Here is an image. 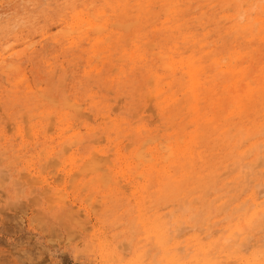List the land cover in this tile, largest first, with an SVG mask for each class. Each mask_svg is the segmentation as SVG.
I'll return each mask as SVG.
<instances>
[{"label":"rangeland","instance_id":"1","mask_svg":"<svg viewBox=\"0 0 264 264\" xmlns=\"http://www.w3.org/2000/svg\"><path fill=\"white\" fill-rule=\"evenodd\" d=\"M124 1L0 0V55L11 48H14L13 52H20L33 44L27 47L20 61L11 56L10 51L4 56L6 61L0 62V264H129L141 254L144 264H164L163 252L154 240H146L142 228L135 226L139 216L136 201L140 197L143 212L150 219L160 216L169 223L186 221L183 227L188 230L181 232V238L177 236L176 241L192 247L190 255L196 253L197 247L210 242L212 253L218 252L208 259L224 250L225 255L233 257L230 261L243 264L245 259L251 260L253 252L264 249V220L260 222L261 227L246 226L242 242L233 245L225 242L229 230L238 226L240 219L244 222L243 212L235 208L252 193L256 197L258 186L264 185V166L259 167V174L246 181L251 180L249 185L244 183V178L236 180V172L222 175L218 191H209L205 196H210L207 202L203 205L194 203L193 212L186 214L181 211L180 202L159 199L157 184L149 185L148 181L138 179L136 172L147 170L154 163H145L147 167L139 165L137 169L134 165L127 166L134 162V153L142 143L145 149H153L156 145L160 149L172 144L189 155L195 153L193 174L200 182L182 178L179 190L182 196L194 192L192 196L199 197L212 171L221 175L227 170L223 167L231 165L238 153L250 151L256 140L239 148L241 135H233L237 131L252 130L255 125L264 128L261 105H256L248 116H236L228 123L221 119L216 124L218 130L213 135H209V130L193 151L189 140L184 143L186 136L195 130L191 123L192 113L187 112V99L197 82L202 87L198 92V109L204 124L212 116L211 107L205 100V89L214 80L218 87L214 98L221 97L218 92L222 87L218 85L221 86L226 78L220 71L228 66L233 71H248L241 88L246 84L254 88L256 80L264 76V33L258 34L262 23L249 25L251 29L246 32L238 27L247 23L246 16L264 20V13H259L264 0H251L252 8L251 4L244 8L242 19L237 18L235 9H221L217 0H211L216 1L212 4H209L210 0H191L192 3L171 0L177 4L172 15L164 14V0H152L149 12L145 8L147 0H129L124 15ZM136 7L140 9L135 27L125 30L111 26L135 23ZM101 12L108 28L104 35L88 28V23L100 20ZM76 26L82 28L80 34L71 32ZM68 33L72 34L67 36ZM109 35L113 39L107 46L101 40ZM184 37L187 40H183ZM94 45H98V50L93 48ZM123 52L127 56L135 54L134 62ZM152 53L163 55V61L174 70L173 76L171 71L161 67L162 63ZM232 56L243 59L235 62L231 60ZM214 62L219 64L217 68ZM16 63L25 69L28 84L20 85L14 93L11 82L16 77L10 74L7 78L2 70ZM151 76L161 79L164 93L161 99H156L153 94L154 81L148 80ZM171 82V89H168L166 84ZM39 90L51 95L56 102L54 106L53 102L39 96ZM173 96L177 99L176 104L163 113L160 108L164 105L158 103ZM74 101L80 113L72 115L75 111L64 107L63 102ZM134 108L140 111L137 113ZM33 114L35 118L30 117ZM228 130V137L233 138L222 143L220 135ZM79 136L80 143L68 149L67 145ZM263 142L264 137H260L257 143ZM93 153L108 161L109 170L104 175L108 179L110 172L109 181L105 180L107 183L100 171L85 172L87 175L78 173ZM263 155L264 148L251 151L246 162L252 163ZM162 162L158 164V161L156 165L165 177L171 173L178 176L182 168H188L183 159L178 167L170 168L169 159H162ZM97 176L103 179L101 183L96 181ZM155 176L154 172L152 177ZM232 182L235 190L228 185ZM144 185H149L147 190H143ZM110 190L114 192L116 202L110 198ZM96 199L103 200L104 204L97 205ZM62 202H65L64 207ZM226 202L232 204L222 206ZM210 203L213 218L205 221L200 210ZM193 214L198 215L192 218ZM205 228H211L216 234L213 232L210 238H204ZM173 229H176L174 234L179 233L176 227ZM196 236H199L198 246L192 241ZM239 245L244 246L234 251ZM202 258L199 253V259Z\"/></svg>","mask_w":264,"mask_h":264},{"label":"bare ground","instance_id":"2","mask_svg":"<svg viewBox=\"0 0 264 264\" xmlns=\"http://www.w3.org/2000/svg\"><path fill=\"white\" fill-rule=\"evenodd\" d=\"M205 1H209V0H205ZM250 1L251 0H217V4L219 3L218 5L220 6L221 9L225 7L224 10H227V9L228 10H233V9H235V12H236L235 15H237V18L242 19L243 18L242 17V15H243L242 13H244V11H245L244 8L245 7H249V5L251 4ZM171 2H172L171 0H164L162 8L164 9L163 12H164L165 15H172L174 8L177 6V4H173ZM187 2L188 3H190V2L192 3L191 0H187ZM214 2H216V1H214ZM214 2H212L210 0L209 4H212ZM151 3H152V0H147V3L145 4V8L148 10V12H149V8L151 7ZM215 5L213 7H215ZM128 6H129V0H125L124 1V9H122V13L124 15L126 14V12L128 10ZM250 8H252V4L250 5ZM135 9L137 11V15L135 16V20H136L135 23L132 22V24L128 23L127 25L111 24V26L112 27H116L117 26V27H119L121 29L131 30L139 22L138 14H139V9L140 8L136 7ZM259 13H264V6H261ZM132 15L133 14L129 15V17L132 16ZM98 17H99L100 20L98 19L99 21L95 20V22L88 23V28L90 30L94 31L98 35H104V34L108 33L107 23L105 22L106 19H104V14L102 12L99 14ZM227 18L228 17H224V19H227ZM246 18H247L246 19L247 23H245L244 25L238 26L240 31L246 32L247 30L251 29L249 25H252V27H253V25H259V24L262 23L263 27L261 29L258 28V34L264 33V20L263 19H260V18L259 19H254V18H249L248 16H246ZM197 19L199 20L200 18H197ZM81 29L82 28H80V26H76L75 29L71 28V32L72 33L77 32L78 34H80ZM72 33H68L67 36H69ZM135 37L137 38V36H135ZM112 39H113V37L109 35L106 38L102 39L101 41L102 42L104 41L105 43H107V46H110L112 44ZM262 39H264V36H263ZM133 40H134V38H133ZM183 40H187V39L184 37ZM148 45L152 46V44H149V43H148ZM28 46L32 47L33 44H28ZM28 46H26L25 49L21 50L20 52H13L14 48H11L6 53L0 55V62L3 63V62L6 61L4 56L10 51L12 52V53H10V55L11 56H16L17 57L16 60L20 61L21 58L23 57V55L26 53V50L29 48ZM93 48H96L98 50V45H94ZM152 48H153V46H152ZM152 48H150V50ZM155 54L152 53V55H154L155 58L162 63L161 67H163L166 70L171 71L172 72V76H173L174 75V70H173L172 66L169 63H166V62L163 61V59H164L163 55H160V54L155 55ZM124 55L127 56L126 53H124ZM127 57L129 58L128 59L129 61L134 62L135 54H130ZM232 57L233 58L231 60L234 59L235 62H238L241 59H243L242 57L241 58L236 57V56H232ZM225 61H226V59H225ZM222 62H223V60H222ZM213 65L216 68L219 66V64L216 63V62H214ZM11 67L12 66H9V68H7V69H10ZM229 68H230V66H228L226 70L220 71V74H222L226 78V80L221 84V86L218 85L219 87H222L221 92L220 93L218 92V94L221 96L220 98H217V99L214 98V96L217 95L215 93V90H216V88H218L217 85H215L213 83L214 80L210 81L209 82V84H210L209 87L205 89V100L208 102V106L211 107L210 113H211L212 116L204 124L201 123V121H203V117H200L199 109H198L199 96H200V95H198V92H199V90L202 87H199L197 85V82H194V84H193V86L191 88V91L188 93V94H190V96L187 99L188 106H189L187 112L192 113V121H191V123L193 125H195V130H194L193 133H191L190 135L186 136V140L184 141V143H186L187 140H189L190 143L189 142L188 143H189V145H191L193 147V151H194V147H196V145L199 144L200 138H203V139L206 138V135H207L206 133L209 130H211V133L209 135H213L214 132L216 130H218V126L216 124L221 119L224 120L226 123H228L231 120H233V118H235L236 116H248L249 112L258 104L261 105L263 107V110H264V76L259 77L256 80V86L254 88L251 87L250 84H246L244 88H241L240 87V86H242L241 83L247 79L248 71L247 72L245 70L233 71V70H230ZM7 69H3L2 72L4 73L5 76H7V78H8V75H10V74H12V75H14L16 77V79L13 82H11V86L14 89L13 92L17 93V88L20 85L28 84L27 74L24 71L25 69L22 68L20 63L14 64L12 69H10V70H7ZM149 79L153 80L154 84H155V90H154L153 94L155 95L156 99H161V97L164 94L161 91V87H162L161 86L162 85L161 84V79L159 77H154V76L149 77L148 80ZM167 79H169V78H167ZM166 86H167L168 89H171L172 82L171 83H167ZM59 87H60V85H59ZM38 93H39V96L41 98H43L45 100H50V103L53 102L52 104L54 106V104L56 102L54 103L55 100L52 99L51 95H49V94L46 95V94L42 93L40 90L38 91ZM174 97L175 96H173L169 100L167 99L165 101H160L158 103V105H160V106L164 105L162 108H160L163 113L166 112V110H171L170 108L173 105L176 104L177 99H175ZM148 100H149V97H148ZM134 101H135V99H134ZM11 102H13V100ZM117 102H118V100H117ZM63 104H64V107H66L68 109H72L73 111H75V112H73L72 115H74V113H76V112H79L78 111L79 107H78L77 102H75V101L73 103H64L63 102ZM136 109H138V108H136ZM228 109H231V110L229 112H227ZM139 111H137V113ZM75 115L77 116V114H75ZM30 117L31 118H35L36 116L33 114ZM46 118L49 119L50 117L47 116ZM51 120H52V118H51ZM183 126H185V125H183ZM31 131L33 132V129H31ZM228 132H229V130L227 132L226 131H222V133L220 135V138H219V140L222 141V143H228L229 139H232L233 136L235 137V136L241 135L239 140H238L239 148L242 147L246 142L251 141V140H256V142L252 144V146L250 147V151H248V153H250L251 151L252 152H254V151L256 152V150H258L260 148H264V142L263 143H257L258 139L260 137H264V128H261V125L260 126L255 125L254 129H252V130L249 129L248 131H245V132L237 131V134L233 135L232 137H228V134H227ZM216 137H218V136H216ZM80 140H81V136L76 138L73 142L69 143L67 145L68 149H72L73 147L78 145L80 143ZM146 143H145V145H146ZM143 144L144 143H142L141 146L135 151V153H134V162L131 163L130 165L128 164L127 166L130 168L131 165H134V169H137L136 167L139 166V165L142 166V167H147L148 165H150L149 163H154L147 170H143L142 169V171H140V172L137 171L136 174L138 176V179L142 178L146 182L148 181L150 183L149 185L157 184L158 188H159L158 192L160 194V196H159L160 198L159 199L160 200H164V201L173 199L175 201L180 202L179 205L180 204L182 205L181 211L183 212V214L192 213L193 212V208L192 207H193L194 203H196V202H199V204H201V205L205 204L207 202V199L210 197V196L205 197L206 194H209L208 193L209 191H213V192H217L218 191L217 187H218L219 181H220L219 178L222 175H230L232 172H236V173H238V176H237L236 180L244 178L245 179L244 183H245L247 180L250 179V177L260 173L261 170H258L260 166H264V155L262 157L259 156L257 158L258 161L255 159L256 161H254L252 163H247L246 159H247V154L248 153L246 151L245 152H240L234 158V160L231 163V165H227L226 167H223L224 169H227V170L225 172L221 173V175H219L217 173V171H212L209 174L210 180L205 184L206 187H204V190L201 191V192H203V194L201 196L193 197L192 195H193L194 192H190L189 194H186V195L182 196V193L179 190V184H180L182 178H185L187 181H193L195 183L200 182V179L195 177V175L193 174V162L195 160V153L189 155V153H187V151H185V150L175 149L172 144H167L165 146L163 145V147H162L160 145L161 143L160 144L157 143V144H159L161 146L160 149H159L158 145H156V147H154L153 149H145V146ZM126 146L128 147V145H126ZM160 150L164 151L165 153L162 154V152H160ZM46 155H48V154H46ZM160 155H162V156H160ZM165 156L170 161V164H169L170 168L171 167H178L179 163H180V161L182 159L185 160V162H186L185 165L187 164L188 168L187 169L182 168V170L180 171V175H178V176H177V173H173V174L171 173L170 175L165 177V173H162L161 169H157V165H156V162H158V161H159L158 164H163L162 159H163V161H165V160L167 161V159L164 160ZM199 158L202 159V157H199ZM145 163H148V165L145 166ZM185 165H183V166H185ZM230 166L232 168H229ZM216 169H218V168H216ZM106 170H109V164H108L107 159L102 157V156H99V155H96L95 153H93V155L91 157H89L88 159H86L83 162L82 166L78 170V173L82 175V173H85V172L96 173V172L100 171L101 176L104 177ZM154 172L156 173V176L153 178L152 174ZM85 175H87V173H85ZM107 175H108V179L106 178L107 176L103 178L104 180L102 179L104 182H105V180L109 181V179H110L109 178L110 172ZM262 175H263V173H262ZM101 176H99V177L97 176L96 177V181L97 182L101 180V178H100ZM259 176H261V175H259ZM20 177H23V176H20ZM78 177H79V175H78ZM134 177H136V176H134ZM97 178H99V179H97ZM47 181H48V179L45 180L44 183H46ZM91 181H94V180L92 179ZM101 181H100V183H101ZM250 181L246 182V184H248V183L250 184ZM252 181H254V180H252ZM107 182H105V183H107ZM48 184H49V182H48ZM112 184H114V183H112ZM241 184H242V182H241ZM15 185H17V184H15ZM103 185L105 186L106 184H103ZM149 185H144L142 187L143 190H147ZM228 185L231 188H233L231 190H235L234 182L228 183ZM101 186H102V184L100 185V187ZM257 186H258V184H257ZM73 187H75V186H73ZM255 187H256V185H255ZM258 187H260V188H258L259 189L258 192L255 191L257 193L256 197L252 193L250 198L245 199L240 205H238L235 208L236 211L243 212L242 220L244 222L242 223V221L240 219L239 225L237 224L238 226H236L232 230H229L230 233L228 232L229 235H228L227 238H225V242L226 243L231 242V244L233 245V243L236 244L238 242H242L241 241V237L244 234L246 226H256V225H257V227H261L262 226V224L260 222L264 220V199H263V197H264V185H261V186L259 185ZM82 188L85 189V187H82ZM105 188H107V187H105ZM243 190H245V188ZM242 192H244V191H242ZM58 194H60V192ZM58 194H56V195L59 196ZM38 195L39 194H37V196ZM109 196H110V198H113L114 202L117 201V199L115 197V194H114V192L112 190H110ZM56 199H58V198H56ZM87 201H88V199H87ZM60 203H61V201H60ZM62 203H63V207H64L65 202H62ZM95 203H94V205H95ZM98 203L100 205H103L104 201L101 200V202H100L99 199H98L96 204L99 205ZM211 203L209 204V206H205V207L201 208V210H200V213H201L202 217H205V219H204L205 221H208V220L213 218V212L210 211L211 208H212L211 207V205H212ZM225 204L226 205L228 204V206H229L232 203L231 202H226V203H223L222 206H224ZM136 205H137V212H138L139 216H137V220H136V225L135 226L136 227L138 226V227L142 228L143 232L146 234V240H149L151 238L154 240L155 244L163 252L164 264H235V262L230 261L233 257H231L230 255H225L224 252H223L224 250L220 251L218 253L219 255L213 257L212 259H210V258L208 259V256L214 255V254H216L218 252V250H216L215 252L212 253V247H211L212 244L210 242H209L208 245L197 247L196 253L193 254V255H190L191 254L190 249L192 247L189 248V247H187L186 244L182 245V242H177L176 241L177 236H179V234L181 232H184V231L188 230L187 227H183L184 225H186V221H184V220H175L173 223H169L167 221L166 222L163 221L162 217H160V216L155 217L153 219H150L143 212L144 211V209H143V199L141 197L136 201ZM226 208H227V206H226ZM209 211L212 212V213H209ZM193 215L194 216L191 215L192 218H194L198 214H193ZM191 217H190V219H191ZM224 218H226V217H224ZM69 220H70V218H69ZM168 220H169V218H168ZM225 220H227V219H225ZM74 223H76V221ZM240 223H242V224H240ZM257 223H259V224H257ZM235 225H236V223H235ZM174 227L177 228L179 233L174 234L175 231H176V229L175 230L173 229ZM213 232H215V231H211V228H205L204 235H203L204 238H210L213 235ZM217 232H219V231H217ZM225 232H227V231H225ZM225 232L223 231V233H225ZM223 233H222V235H223ZM171 234H173V235L171 237V243H170V235ZM215 234H216V232H215ZM198 237L199 236H196L192 240L193 242H197V243H195L194 246H198L199 245L198 244V242H199ZM179 238H181V237L179 236ZM221 238L222 237H220V239ZM247 238H248V236H247ZM249 241H250V238H249ZM261 242H263V240ZM254 244H256V242ZM243 246L244 245H239V247L235 248L234 251H237L238 249H240ZM251 247H253V246H251ZM113 249H114V247H113ZM245 249H248V248L245 247ZM245 252H246V250H244V253ZM199 253L203 256L202 259H199ZM221 254H223V255H221ZM112 256H113V254H112ZM250 258H251V260H249V259H245L244 261H242L241 259L240 260L243 262V264H264V249L263 250H256L255 252H253L250 255ZM129 264H144L143 254L138 255L136 257V259L134 261H131Z\"/></svg>","mask_w":264,"mask_h":264}]
</instances>
